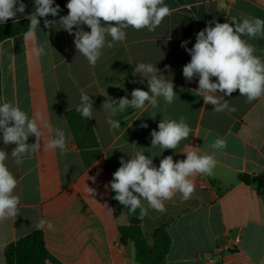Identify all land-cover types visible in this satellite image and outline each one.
<instances>
[{"label":"crops","instance_id":"crops-1","mask_svg":"<svg viewBox=\"0 0 264 264\" xmlns=\"http://www.w3.org/2000/svg\"><path fill=\"white\" fill-rule=\"evenodd\" d=\"M23 2L25 14L18 13L7 23L34 11V0ZM165 3L171 14L155 31L129 28L126 40L119 42L106 37L114 46L102 49L95 66L75 49L77 29L69 34L59 22L45 28L41 20L35 38H26L24 33L0 43V102L18 104L29 117L41 113L67 137L63 156L59 149L46 150L41 141V150L29 153L17 165L10 156L16 145L5 146L0 133V149L9 154L6 163L19 180L16 193L20 197L19 214L0 220V264H6L5 246L37 230H42L48 251L62 264H137L134 243L121 242L120 228L134 218L113 201L112 174L121 158L128 160L136 151L150 156L158 167L164 157L184 160L194 148L199 155L215 153L213 175L196 174L192 198L181 202L177 193L164 202L167 211L163 214L143 201L147 214L140 216L139 224L149 243L153 231L165 226L171 247L163 264H260L264 260V98L247 103L237 90L224 97L236 112L212 111L213 106L205 105L192 91L198 87V77L191 82L183 77V66L191 57L181 47L182 41H188L187 48H191L195 34L210 21L224 23L233 16L264 19V0ZM67 14L66 7L47 19L59 21ZM80 27L90 31L86 25ZM249 42L256 47V55L264 58V38ZM39 44L45 45L46 54L37 58L33 50ZM140 62L156 65L172 80L177 93L174 102L167 105L161 98L156 109L146 104L147 111L104 109L106 98L131 99L135 88L149 91L148 77L134 72ZM81 90L93 101L91 119L76 111ZM153 112L157 113L154 118ZM164 116H183L192 129L175 151L151 148L150 133L158 131ZM109 120L121 126L113 129ZM217 136L226 139L225 149L210 147ZM35 142L34 136L27 141ZM86 185L94 193H88ZM41 220L50 221L52 227L45 224L38 229Z\"/></svg>","mask_w":264,"mask_h":264},{"label":"clouds","instance_id":"clouds-1","mask_svg":"<svg viewBox=\"0 0 264 264\" xmlns=\"http://www.w3.org/2000/svg\"><path fill=\"white\" fill-rule=\"evenodd\" d=\"M26 7L23 0H0V24L7 23L9 19L15 20L18 13L24 15ZM66 7L68 14L60 16L59 21L48 20L49 15L56 17L60 13V6H54V0H34V11L25 17L30 21L26 38H35L39 18H44L45 28H52L59 22L65 31L73 34L75 27V49L91 66L96 65L103 48H112V42L126 40L127 29L155 31L172 11L165 0H68ZM83 25L90 31H84L80 27ZM195 35L196 42L191 48H187L188 41L181 42V47L191 57L190 62L183 66L182 74L188 82L198 77V87L192 91L203 99L205 105H212V111L216 113H233L237 108L224 97H230L237 90L247 103L264 98V58L256 55V47L249 42L264 38V19L245 16L238 19L233 16L224 23L213 20ZM108 36L112 42L106 40ZM33 54L37 58L45 55V45H37ZM165 68L169 69V66ZM134 72L148 77L149 91L135 88L131 92V99L106 98L102 105L104 109L123 111L131 107L147 111L146 104L156 109L161 98L167 105L177 98L174 83L161 74L156 65L140 62L136 64ZM212 78H216L215 82ZM93 110L92 99L81 90L76 111L83 118L91 119ZM156 114L153 112L152 117ZM108 123L113 129L121 126L119 121L109 120ZM141 126L148 127L147 124ZM191 132L183 116L178 119L164 116L158 124V131L152 130L150 133L151 148L158 147L162 152L175 151L183 140L190 137ZM0 133L5 146L16 145L10 156L17 165L29 153L40 151L41 141L46 150L59 149L61 156L66 152L64 130L53 128L39 112L29 117L18 104L6 99L0 102ZM30 136L35 137V143H27ZM210 147L214 150L225 149L227 141L217 136ZM8 159V152L0 149V220L14 219L19 214L20 197L16 193L19 180L9 169L6 163ZM119 163L120 167L109 181L110 190L115 193L113 198L132 213L139 209L140 216H143L147 214L143 201L163 214L167 211L164 202L172 200L177 193L181 196V202L191 199L196 190L194 177L196 174L213 175L217 160L214 152L199 155L198 149L194 148L186 152L184 160L174 161L172 155L164 157L158 167L143 151H136L128 160L121 158ZM91 179L95 182V177ZM86 187L88 193H94L93 189ZM45 224L48 228L52 227L50 221L44 220L39 221L36 227L40 229ZM260 264H264V260Z\"/></svg>","mask_w":264,"mask_h":264},{"label":"trees","instance_id":"trees-1","mask_svg":"<svg viewBox=\"0 0 264 264\" xmlns=\"http://www.w3.org/2000/svg\"><path fill=\"white\" fill-rule=\"evenodd\" d=\"M181 2L182 0H178ZM68 0H55L54 6H60V13L66 8ZM59 13V14H60ZM52 17L49 15L47 18ZM40 21L44 18H39ZM30 21L25 19L0 24V43L14 36L27 32ZM115 193L112 192V198ZM113 201L122 207L127 215L140 220L139 209L132 213L127 207L119 204L114 198ZM121 242L130 240L134 243L135 261L137 264H163L171 247V238L165 226L159 227L151 235L152 242L149 243L140 224L130 223L120 228ZM6 264H62L48 251L42 230L28 234L16 242L4 247Z\"/></svg>","mask_w":264,"mask_h":264},{"label":"water","instance_id":"water-1","mask_svg":"<svg viewBox=\"0 0 264 264\" xmlns=\"http://www.w3.org/2000/svg\"><path fill=\"white\" fill-rule=\"evenodd\" d=\"M134 224H138L139 223V220L137 218H134V221H133Z\"/></svg>","mask_w":264,"mask_h":264},{"label":"built area","instance_id":"built-area-1","mask_svg":"<svg viewBox=\"0 0 264 264\" xmlns=\"http://www.w3.org/2000/svg\"><path fill=\"white\" fill-rule=\"evenodd\" d=\"M202 187H205V186H204V184H202ZM227 249H230V247H229V246H227Z\"/></svg>","mask_w":264,"mask_h":264}]
</instances>
